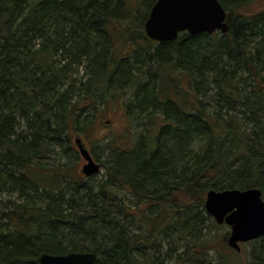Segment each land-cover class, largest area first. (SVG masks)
I'll list each match as a JSON object with an SVG mask.
<instances>
[{
  "label": "trees",
  "instance_id": "16d2710c",
  "mask_svg": "<svg viewBox=\"0 0 264 264\" xmlns=\"http://www.w3.org/2000/svg\"><path fill=\"white\" fill-rule=\"evenodd\" d=\"M156 1L0 0V194L19 192L0 203V264L84 252L167 264L183 239L201 260L208 190L264 198V10L218 0L227 34L159 44L143 30ZM118 90L140 133L128 150L105 145L95 183L76 169L74 139ZM256 242L249 264H264Z\"/></svg>",
  "mask_w": 264,
  "mask_h": 264
},
{
  "label": "water",
  "instance_id": "95a60500",
  "mask_svg": "<svg viewBox=\"0 0 264 264\" xmlns=\"http://www.w3.org/2000/svg\"><path fill=\"white\" fill-rule=\"evenodd\" d=\"M143 29L149 40L162 44L175 41L183 32L191 36L210 35L215 31L226 34L229 27L226 12L218 0H157ZM74 143L86 161L82 173L87 177L97 173L100 165L93 161L80 138H75ZM203 207L217 225L229 227L226 244L236 253L241 252V245L264 236V200L257 188L210 189L206 192ZM96 260L94 253L42 254L39 257L40 264H94Z\"/></svg>",
  "mask_w": 264,
  "mask_h": 264
},
{
  "label": "rangeland",
  "instance_id": "374dc122",
  "mask_svg": "<svg viewBox=\"0 0 264 264\" xmlns=\"http://www.w3.org/2000/svg\"><path fill=\"white\" fill-rule=\"evenodd\" d=\"M243 12L246 14H253L264 10V0H249L242 7ZM123 95L121 91H111L110 95H106V100L103 105L98 106L97 120L94 123V127L90 132L89 136H82V141L86 148H88L90 154L97 162L101 165L100 172L93 177L92 181L95 183L99 182L104 175V169L102 164L106 159L107 147H119L121 149L128 150L133 145V140L140 133V128L136 121L129 119L125 112L124 105L130 98L128 92ZM73 138V137H72ZM108 140L110 142L108 143ZM83 160L79 159L76 169L80 172ZM16 196H8V194H0V202L4 204L7 201H14ZM264 200V198H263ZM8 204V203H6ZM2 205V204H1ZM207 219V220H206ZM204 222L203 230L200 233L199 239L202 238L208 242L206 249L204 250L203 256H200L201 260H195L192 258V254H196V249H193V242L188 239L183 243H170V247L167 249V253L172 257L168 258L167 264H201L203 261L210 262L211 264L219 263L226 264L223 260L228 259L230 262L235 261L241 264H249L250 254L253 246L257 242H250L242 245L241 253H236L230 249L226 240L223 238L225 234L228 235L229 227L226 225H214L216 224L212 219L207 217ZM214 224H213V223ZM175 228H170L169 237L174 235ZM227 238V236H226ZM219 252V253H218ZM221 254L224 259H220ZM161 259V256L159 257ZM177 261V262H176ZM231 264V263H230Z\"/></svg>",
  "mask_w": 264,
  "mask_h": 264
},
{
  "label": "bare ground",
  "instance_id": "6f19581e",
  "mask_svg": "<svg viewBox=\"0 0 264 264\" xmlns=\"http://www.w3.org/2000/svg\"><path fill=\"white\" fill-rule=\"evenodd\" d=\"M249 1V0H248ZM86 162V161H85ZM100 172V170L97 172V173H95L93 176H96L98 173ZM26 188H28V187H26ZM28 189H30V188H28ZM31 193V192H30ZM2 194V193H1ZM14 195L16 196V197H18V195H19V192H14ZM13 196V195H12ZM15 197V198H16ZM1 204H2V202H0ZM39 201H35V203H34V201H29V202H27V204H29L30 206H39ZM87 253H94V252H87ZM42 254H48V253H41V254H39V256H38V258H37V261H38V263H39V257H40V255H42ZM94 254H96V253H94ZM49 255H51V254H49ZM40 264V263H39Z\"/></svg>",
  "mask_w": 264,
  "mask_h": 264
}]
</instances>
